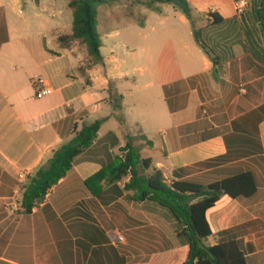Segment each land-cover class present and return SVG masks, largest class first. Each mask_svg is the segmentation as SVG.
I'll use <instances>...</instances> for the list:
<instances>
[{
  "label": "crops",
  "instance_id": "0c3cea01",
  "mask_svg": "<svg viewBox=\"0 0 264 264\" xmlns=\"http://www.w3.org/2000/svg\"><path fill=\"white\" fill-rule=\"evenodd\" d=\"M245 1L240 14L236 0H188L200 43L175 9L139 7L132 19L102 6L103 63L94 64L80 42L59 41L73 34L68 0H0L1 264H185L171 215L134 201L129 179L97 197L85 185L123 156L129 136L168 184L252 173L253 196H225L206 213L207 244L235 242L246 264H264V0ZM97 121L91 148L22 214L28 178L76 126Z\"/></svg>",
  "mask_w": 264,
  "mask_h": 264
},
{
  "label": "trees",
  "instance_id": "16d2710c",
  "mask_svg": "<svg viewBox=\"0 0 264 264\" xmlns=\"http://www.w3.org/2000/svg\"><path fill=\"white\" fill-rule=\"evenodd\" d=\"M68 1L74 16L73 34L70 37L60 38V43L69 44L78 41L86 47L94 64H102L97 11L100 7L108 5L110 1ZM133 4L149 10H157L159 6L164 5L172 6L189 20L195 39L200 43V33L194 29V10L188 0H133ZM258 13L263 21L264 11ZM81 72L84 73V70L81 69ZM120 108V105L115 106V109ZM102 123L97 121L93 124H83L80 129L76 126L72 140L54 150L34 175L28 178L27 183L21 188L22 214L31 215L44 203L51 190L66 178L76 159L89 150L97 140ZM122 153V157L117 158L85 183L95 197L105 186L129 179L124 189L134 194V201L156 203L171 215L177 237L181 244L188 246L190 250L185 264H246L239 244L223 242L213 247L207 244L212 232L206 213L225 196L231 199L253 196L257 190V183L252 173L241 172L235 177L207 186L191 182L168 184L163 173L153 169L151 161L141 159L130 136ZM150 170H152L151 174H149ZM225 234L229 232L222 235Z\"/></svg>",
  "mask_w": 264,
  "mask_h": 264
},
{
  "label": "rangeland",
  "instance_id": "374dc122",
  "mask_svg": "<svg viewBox=\"0 0 264 264\" xmlns=\"http://www.w3.org/2000/svg\"><path fill=\"white\" fill-rule=\"evenodd\" d=\"M109 1H110V3H109L110 8H117V10L119 12H121L125 18L129 17L132 19H137L135 12H136V9H138L139 7H137L133 4V0H109ZM165 6H167V7H165ZM172 9H174L172 6L164 5V8H162L161 10H153V11L154 12H160V11L167 12V11H171ZM119 18H121V17H119ZM200 20H201V18H200ZM198 21H199V19L195 20L194 28H196V24Z\"/></svg>",
  "mask_w": 264,
  "mask_h": 264
},
{
  "label": "built area",
  "instance_id": "2783aa9c",
  "mask_svg": "<svg viewBox=\"0 0 264 264\" xmlns=\"http://www.w3.org/2000/svg\"><path fill=\"white\" fill-rule=\"evenodd\" d=\"M247 8H248V2L245 0H240L236 4V10L240 14H243ZM35 86L37 88V98H42V97H45L47 95V91L45 89H43V86H44L43 81H37ZM115 242L118 244L119 243L121 244L124 242V239H123V237L117 236Z\"/></svg>",
  "mask_w": 264,
  "mask_h": 264
}]
</instances>
